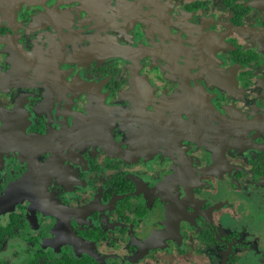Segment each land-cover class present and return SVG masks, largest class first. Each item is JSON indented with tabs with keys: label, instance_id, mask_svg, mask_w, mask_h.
Instances as JSON below:
<instances>
[{
	"label": "flooded vegetation",
	"instance_id": "1",
	"mask_svg": "<svg viewBox=\"0 0 264 264\" xmlns=\"http://www.w3.org/2000/svg\"><path fill=\"white\" fill-rule=\"evenodd\" d=\"M11 248L264 264V0H0Z\"/></svg>",
	"mask_w": 264,
	"mask_h": 264
},
{
	"label": "rangeland",
	"instance_id": "2",
	"mask_svg": "<svg viewBox=\"0 0 264 264\" xmlns=\"http://www.w3.org/2000/svg\"><path fill=\"white\" fill-rule=\"evenodd\" d=\"M17 246H19V245H16L15 247H17ZM22 247V246H21ZM15 250H16V248H15ZM12 252H14V248L12 249H8L6 252H5V254H4V252H1V254H0V258L2 257H5L6 259H7V261L10 259L12 262H13V260H12V255L14 254V255H17V257H20V256H18V253H16V252H14V253H12ZM20 254H22V252L20 253Z\"/></svg>",
	"mask_w": 264,
	"mask_h": 264
},
{
	"label": "trees",
	"instance_id": "3",
	"mask_svg": "<svg viewBox=\"0 0 264 264\" xmlns=\"http://www.w3.org/2000/svg\"><path fill=\"white\" fill-rule=\"evenodd\" d=\"M33 259H31V261L28 264H33ZM58 261V260H57ZM54 261L52 264H62L60 261Z\"/></svg>",
	"mask_w": 264,
	"mask_h": 264
}]
</instances>
